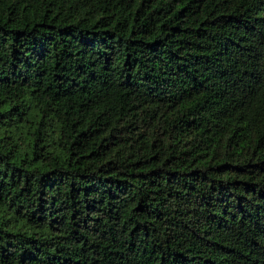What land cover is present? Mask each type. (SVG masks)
<instances>
[{"label": "trees", "instance_id": "16d2710c", "mask_svg": "<svg viewBox=\"0 0 264 264\" xmlns=\"http://www.w3.org/2000/svg\"><path fill=\"white\" fill-rule=\"evenodd\" d=\"M0 264H264V0H0Z\"/></svg>", "mask_w": 264, "mask_h": 264}]
</instances>
